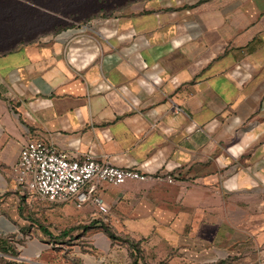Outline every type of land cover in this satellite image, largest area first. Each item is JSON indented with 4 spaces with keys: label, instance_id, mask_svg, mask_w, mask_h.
<instances>
[{
    "label": "crops",
    "instance_id": "0c3cea01",
    "mask_svg": "<svg viewBox=\"0 0 264 264\" xmlns=\"http://www.w3.org/2000/svg\"><path fill=\"white\" fill-rule=\"evenodd\" d=\"M31 140L150 177L102 186L144 263L97 228L82 264H264V0H0V255L67 264Z\"/></svg>",
    "mask_w": 264,
    "mask_h": 264
},
{
    "label": "built area",
    "instance_id": "2783aa9c",
    "mask_svg": "<svg viewBox=\"0 0 264 264\" xmlns=\"http://www.w3.org/2000/svg\"><path fill=\"white\" fill-rule=\"evenodd\" d=\"M13 174L18 185L40 200L72 204L78 209L94 207L104 215L110 212L102 194L104 184L119 187L130 180L150 178L139 170L102 162L92 152L83 159H73L37 140L23 146ZM167 180L173 181L170 177Z\"/></svg>",
    "mask_w": 264,
    "mask_h": 264
},
{
    "label": "rangeland",
    "instance_id": "374dc122",
    "mask_svg": "<svg viewBox=\"0 0 264 264\" xmlns=\"http://www.w3.org/2000/svg\"><path fill=\"white\" fill-rule=\"evenodd\" d=\"M131 1V0H130ZM143 2L145 0H135V2ZM96 13V12H89ZM111 11H106L105 14H110ZM40 200V199H39ZM43 204L42 206V215H41V225L42 231L48 238L58 239L64 237V241L61 242H53L55 244H59L63 246V252L56 255H63L67 264H82L83 263V255L86 253V247L90 246V236L94 234L97 228H101L105 233L106 230L115 235L119 240H113L107 236L104 237V243L106 244V249H108L109 244L111 242H120L125 244L124 242L133 240L130 235L125 232L118 231L117 228H120L123 225L124 220L119 219L115 213V209L113 205L109 204L110 212L109 214H100L99 218L90 216V214L85 213L77 208H69L67 211L66 207L61 204H53L49 202H45L40 200ZM53 237V238H52ZM111 241V242H110ZM134 241V240H133ZM135 242V249L137 251L138 256L141 258V262L144 263L145 259H147L146 255H142V250L140 249L139 244ZM128 245V244H127ZM56 247V246H54ZM51 248V250L54 249ZM57 248V247H56ZM123 254H126L123 253ZM100 258H103L101 256ZM57 256L54 255L52 251H45L41 254L37 260H41L44 262L52 263L55 262ZM124 258H121L123 260ZM107 260V258H106ZM124 261V260H123ZM148 261V260H147ZM107 263V261H106ZM105 263V264H106ZM0 264H28L17 262L14 259H10L5 255H0Z\"/></svg>",
    "mask_w": 264,
    "mask_h": 264
},
{
    "label": "trees",
    "instance_id": "16d2710c",
    "mask_svg": "<svg viewBox=\"0 0 264 264\" xmlns=\"http://www.w3.org/2000/svg\"><path fill=\"white\" fill-rule=\"evenodd\" d=\"M105 233L107 234V236L113 240H119L115 235H113L111 232H109L108 230L105 231ZM126 245L128 244V246L132 249H135V242L133 240H129L127 242H124ZM0 252L2 253H11L12 250L10 247H6L5 245H0ZM138 259L135 257L134 259V264H137Z\"/></svg>",
    "mask_w": 264,
    "mask_h": 264
}]
</instances>
